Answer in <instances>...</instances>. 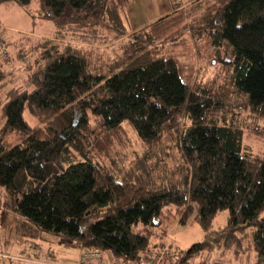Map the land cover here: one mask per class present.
I'll return each instance as SVG.
<instances>
[{
	"label": "trees",
	"instance_id": "1",
	"mask_svg": "<svg viewBox=\"0 0 264 264\" xmlns=\"http://www.w3.org/2000/svg\"><path fill=\"white\" fill-rule=\"evenodd\" d=\"M8 1L32 0L0 3ZM37 2L53 34L22 31L0 46V212L21 218L14 255L50 233L78 248L71 264L90 249L137 264L165 246L163 264L227 253L236 264H264V155L241 143L245 133L264 137V0H169L168 14L133 31L130 0ZM125 127L135 162L95 158L119 153L108 154L98 135L121 138ZM167 138L175 157L157 154ZM177 157L171 180L155 174ZM222 211L227 223L213 228ZM187 222L200 227V241L184 250L163 243ZM8 245L0 264L40 260L35 251L15 260Z\"/></svg>",
	"mask_w": 264,
	"mask_h": 264
},
{
	"label": "rangeland",
	"instance_id": "2",
	"mask_svg": "<svg viewBox=\"0 0 264 264\" xmlns=\"http://www.w3.org/2000/svg\"><path fill=\"white\" fill-rule=\"evenodd\" d=\"M39 13V4L37 0H32L29 4L27 5H20L16 2L8 1V2H1L0 3V44L2 43V38L4 37L5 44L7 47H10L8 44L9 41L15 39L18 37L19 33L22 31L25 33H30L33 34L40 33L44 35H52L55 29L54 23L50 19H43L39 18L38 16ZM22 29V30H18ZM4 43V42H3ZM200 46V45H199ZM198 47V46H197ZM201 50L203 52L207 51V43L204 42L201 46ZM199 59L196 60V65L195 68L198 67H203V62L200 59L199 56H197ZM11 67L15 69L16 65L12 64ZM213 69L209 68L206 71V75L210 76L212 75ZM207 77V76H206ZM226 89L227 86H226ZM182 117V116H181ZM182 120L184 118L182 117ZM250 125L252 122H254L252 119ZM92 128V134L94 135L95 133L98 134V129L99 125L98 122L95 120L91 119L90 124ZM122 137H118L115 139H112L111 136L106 135L103 133V131L98 135L97 141L102 143L95 142L96 145L100 144V146L103 145L104 149H108L106 152L109 154L110 152L117 151L119 152L116 156L115 155H94L95 158H104L107 160V158H113L114 160H121L124 157H128L132 161L135 162L136 160V152H135V144L134 143V134L129 130L128 127H125V129L121 132ZM121 139V144H122V150L118 148V144L116 145L113 140H118ZM242 146L249 150L252 154H257V155H264V137L254 135L252 133H245L242 137L241 140ZM165 145L167 148L165 151L157 150L159 156H163L164 154L166 157L168 155L172 154L173 157L177 156V150L176 145L174 141H171L167 138L165 140ZM114 154V153H113ZM153 162V160H152ZM155 166L159 165L160 158L156 157L154 158ZM181 159L177 157L175 162L168 163L165 169L161 166V170H156L155 174L159 173L160 175L165 176L168 179H172L173 174L176 172V170L179 168L181 165ZM5 199L3 198V195L0 193V202L3 203ZM7 203L4 204L3 208L8 209ZM5 209V210H6ZM3 209L0 212V248L1 246L3 247V244L8 242V247L7 248H2L4 252H8L10 255L14 257L15 260L22 259L23 261L26 260L25 255H32L33 252H38L40 256V264H71L73 262V258L77 254L78 248L76 247H71V248H62L61 246L58 245L57 243V237L53 234L50 233H40L39 237L36 239H28L27 242V250L24 255H14L15 252H17L21 246L18 244H12V242H15V230L12 228V225L14 224L15 221L18 220V222L21 221V218L16 216L15 213L10 214L7 218L5 217ZM9 213L6 212V215ZM262 217H264V211L261 213ZM16 216V217H15ZM5 218V219H4ZM11 218V219H10ZM14 218V220H13ZM4 219V220H3ZM187 222L184 226H180V224L175 225L172 227V229L168 232L169 236V241L177 245V247L181 250H184L188 248L192 243L198 242L203 238V232L201 231L200 227L197 224H188ZM227 223V212L222 211L218 213L215 218L212 220V226L213 228H219L223 227ZM182 225V224H181ZM18 241V239H17ZM6 245V244H5ZM4 245V246H5ZM33 246L34 249H30V246ZM36 245V247L34 246ZM48 251L54 252V257L49 258L46 253ZM229 258H225L221 255L213 256L212 261L209 262L208 264H236V259H232L230 254L227 253ZM39 261L35 264H39ZM20 262V261H18ZM26 263V262H25Z\"/></svg>",
	"mask_w": 264,
	"mask_h": 264
},
{
	"label": "crops",
	"instance_id": "3",
	"mask_svg": "<svg viewBox=\"0 0 264 264\" xmlns=\"http://www.w3.org/2000/svg\"><path fill=\"white\" fill-rule=\"evenodd\" d=\"M170 11L171 7L169 0H130V3L126 8V15L129 23V28L131 31L137 30L142 26H145L151 23L152 21L168 14ZM37 34L39 35L40 33ZM162 240L163 243L169 244L168 233L167 236L164 237ZM76 258L77 254L73 258V260H75Z\"/></svg>",
	"mask_w": 264,
	"mask_h": 264
},
{
	"label": "built area",
	"instance_id": "4",
	"mask_svg": "<svg viewBox=\"0 0 264 264\" xmlns=\"http://www.w3.org/2000/svg\"><path fill=\"white\" fill-rule=\"evenodd\" d=\"M0 46L4 48L1 44ZM171 252V249L168 247H163L155 251L154 253H146L143 257L140 258L137 264H163V260L166 259L167 255ZM77 264H136V263H125L121 260H113L105 262L104 258L100 251L98 250H87L84 251L80 257Z\"/></svg>",
	"mask_w": 264,
	"mask_h": 264
}]
</instances>
